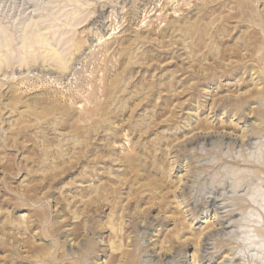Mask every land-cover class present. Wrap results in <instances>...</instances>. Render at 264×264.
<instances>
[{"label": "rangeland", "instance_id": "obj_1", "mask_svg": "<svg viewBox=\"0 0 264 264\" xmlns=\"http://www.w3.org/2000/svg\"><path fill=\"white\" fill-rule=\"evenodd\" d=\"M0 31V264H264V0H0Z\"/></svg>", "mask_w": 264, "mask_h": 264}, {"label": "bare ground", "instance_id": "obj_2", "mask_svg": "<svg viewBox=\"0 0 264 264\" xmlns=\"http://www.w3.org/2000/svg\"><path fill=\"white\" fill-rule=\"evenodd\" d=\"M79 11L80 10L78 8H74L73 10H71L70 15L72 16V18L70 19V21L68 23L71 27L78 28L79 25L83 24L86 21V18H83V19L82 18L81 19H76L75 18ZM76 26H78V27H76ZM30 32L31 31L28 30L27 33L25 34L26 35V42H25L24 45L31 46L32 43H34V42H36V43H38V42H46L48 40L47 37L44 34H33L32 35V34H30ZM197 32H199V31H197ZM2 34H4V33L2 32ZM73 36H74V34H73ZM73 36L70 38V40L72 42V46H74L75 49H78V48H80L82 42L76 40V38H74ZM44 52H45L46 55H49L51 57H56L59 60L60 68H62V69L65 68L66 61H65L64 57L61 56V53L59 52V50L57 48L53 47L51 49H45ZM5 59H6V57H4V55H0V63L3 60H5ZM32 62H35V58L34 57H32ZM114 84H115L114 81H112L111 85H104L103 92L106 94V96L110 97L111 94L114 93L113 92L114 88H112ZM45 94L48 95L49 92H45ZM76 98H77V96L73 97L72 99L76 100ZM35 102L36 103H53V106H52L53 110L56 111L57 113L61 114L64 117H70L71 115L74 114V111H75L74 109L71 110L70 107L65 105V103H63L64 101L61 98L52 97L51 95L45 96V97H41V98H37L35 100ZM108 107H109V103L108 102H104L102 104H98L96 107L85 109L83 114H82V116H84V115L87 116V117H92V116H96V115H107L108 116L109 114H111V112L108 110ZM208 139H210V138H207V137L205 138L206 141ZM217 201L218 200H216V198H213L211 200V202H212V204H213V206L215 208V211H217V209H218V206H217L218 202ZM229 215H233V213L229 212L228 216ZM218 221H219L218 222L219 223L218 230H220V231H225L228 227H230L229 225H231V223L225 225L223 218H218Z\"/></svg>", "mask_w": 264, "mask_h": 264}]
</instances>
